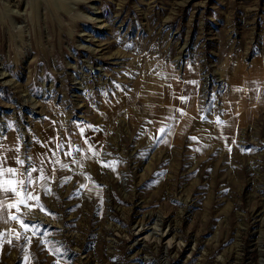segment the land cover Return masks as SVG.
Instances as JSON below:
<instances>
[{"label": "rangeland", "instance_id": "1", "mask_svg": "<svg viewBox=\"0 0 264 264\" xmlns=\"http://www.w3.org/2000/svg\"><path fill=\"white\" fill-rule=\"evenodd\" d=\"M0 264H264V0H0Z\"/></svg>", "mask_w": 264, "mask_h": 264}, {"label": "snow or ice", "instance_id": "2", "mask_svg": "<svg viewBox=\"0 0 264 264\" xmlns=\"http://www.w3.org/2000/svg\"><path fill=\"white\" fill-rule=\"evenodd\" d=\"M20 163H23V161H20ZM9 171L11 172V171H13V170H12V169H9ZM12 190H13V191H16L15 188H13ZM41 209H43V206H42V205H41ZM13 218H15V217H13ZM23 227L27 228L28 225H27V224H23Z\"/></svg>", "mask_w": 264, "mask_h": 264}, {"label": "bare ground", "instance_id": "3", "mask_svg": "<svg viewBox=\"0 0 264 264\" xmlns=\"http://www.w3.org/2000/svg\"><path fill=\"white\" fill-rule=\"evenodd\" d=\"M243 79V78H242ZM239 107V106H238Z\"/></svg>", "mask_w": 264, "mask_h": 264}]
</instances>
